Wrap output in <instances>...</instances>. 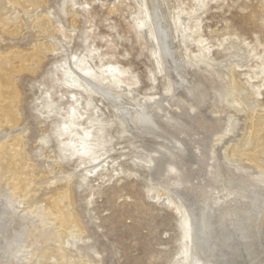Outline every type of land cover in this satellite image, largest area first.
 Wrapping results in <instances>:
<instances>
[{"label":"rangeland","instance_id":"obj_1","mask_svg":"<svg viewBox=\"0 0 264 264\" xmlns=\"http://www.w3.org/2000/svg\"><path fill=\"white\" fill-rule=\"evenodd\" d=\"M5 1L0 264H264V0H161L169 61L149 0Z\"/></svg>","mask_w":264,"mask_h":264},{"label":"bare ground","instance_id":"obj_2","mask_svg":"<svg viewBox=\"0 0 264 264\" xmlns=\"http://www.w3.org/2000/svg\"><path fill=\"white\" fill-rule=\"evenodd\" d=\"M5 1V0H4ZM4 1L3 0H0V7L1 8H3V6H4ZM17 1H19V2H21V3H23V4H25V5H30V4H33V3H37L39 0H17ZM163 1V0H162ZM165 1V0H164ZM168 1V0H167ZM6 2V1H5ZM14 2V1H13ZM41 2V1H40ZM149 2H150V5H152V16H153V19H154V38H156L158 41H159V43H160V45L158 44V46H160V48L162 47V52H163V54L165 53V55L169 58H167L168 59V61L171 59V60H174V57H176V56H174V52L173 51H175V50H173V46L172 45H170V43H171V35H170V30H171V25L170 24H165V22L166 21H164L163 19L165 18V16H164V12H162V10H161V0H149ZM169 2V1H168ZM17 3V2H16ZM20 4V3H19ZM163 7V6H162ZM163 9V8H162ZM166 9V8H165ZM6 10V9H5ZM164 10V9H163ZM161 15H163L162 17H161ZM4 19H6L7 20V18L5 17ZM3 19V16H2V14L0 13V21H2V22H5V20ZM166 20V19H165ZM8 21V20H7ZM39 21H40V19H39ZM41 21H43V20H41ZM164 21V22H163ZM167 21H169V20H167ZM8 23V22H7ZM47 24H49V23H47ZM50 25V24H49ZM51 27V26H50ZM52 28V27H51ZM51 30V29H50ZM12 31V30H11ZM172 31V30H171ZM13 32H14V30H13ZM52 32V31H51ZM69 36V35H68ZM70 36H71V34H70ZM69 36V37H70ZM173 37V36H172ZM172 44H174V43H172ZM46 45V44H45ZM47 47V46H46ZM174 48H175V46H174ZM160 51H161V49H160ZM15 53V52H14ZM28 54V53H27ZM162 54V55H163ZM17 55V54H16ZM36 55V54H35ZM164 55V57H166ZM37 57V56H36ZM28 58V57H27ZM32 58H33V56H32ZM41 58V57H40ZM3 59V58H2ZM35 59V58H34ZM165 59V58H164ZM178 59V58H177ZM15 60V59H14ZM26 60V59H25ZM175 60H176V58H175ZM22 61V60H21ZM38 61V60H37ZM167 61V60H166ZM12 62V61H11ZM10 62V63H11ZM25 62V61H24ZM32 62V61H31ZM178 63H180V65H181V62H179V61H177ZM23 63V62H22ZM21 63V64H22ZM174 63V62H173ZM172 63V64H173ZM174 64H176V63H174ZM184 64V63H183ZM9 63H7V62H1L0 63V82H1V91H2V93L4 94V95H6L7 97H10V91H8V86H9V81L10 80H8V73H6V72H8L7 71V69L9 70ZM25 65H27V64H25ZM39 65V64H38ZM170 66L171 67H173V65H171L170 64ZM179 66V65H178ZM182 67H183V65H181ZM177 67V66H176ZM181 67V68H182ZM15 68V67H14ZM26 68V67H25ZM35 68H37V67H35ZM12 70H14V69H12ZM15 71H17V70H15ZM173 71V70H172ZM18 72V71H17ZM12 76V75H11ZM10 76V77H11ZM11 79V78H10ZM233 79V78H232ZM12 80V79H11ZM176 80V79H175ZM178 78H177V83H178ZM237 81V80H236ZM180 82V81H179ZM11 83H13L12 81H11ZM235 83V82H234ZM233 83V84H234ZM181 84V83H180ZM15 85V84H14ZM174 86H176L175 84H174ZM183 86V85H182ZM239 86V85H238ZM92 87H93V89H94V91H96V92H103L104 90L106 91L107 89H106V86L105 85H103V84H93L92 85ZM177 87H179V86H177ZM173 88H175V87H173ZM180 89V88H179ZM239 91H244V86L243 87H241L240 86V89H239ZM18 92V91H17ZM1 93V92H0ZM241 93V92H240ZM110 94V93H109ZM114 94V93H113ZM248 94V93H247ZM12 96V95H11ZM20 96V95H19ZM111 95H109L108 97H110ZM16 97V96H15ZM113 97H114V95H113ZM112 97V98H113ZM231 97V96H230ZM245 101H247L248 103H249V105H252V104H254L255 103V101L254 100H252V99H254V98H252V99H250L249 97H248V95H246L245 94ZM0 98H2V97H0ZM5 98V97H4ZM14 98V97H13ZM118 98V97H117ZM17 99V98H16ZM4 100V99H3ZM114 100H116V99H114ZM118 100V99H117ZM117 100L115 101V102H117ZM2 101V100H1ZM9 102V101H8ZM7 102V103H8ZM121 102V101H120ZM1 103V102H0ZM5 103H6V101H5ZM17 103H18V101H17ZM17 103H15V106L17 105ZM247 103V104H248ZM4 104V103H3ZM117 104V103H116ZM2 105V104H1ZM10 105H11V103H10ZM118 105V104H117ZM125 105V104H124ZM8 106V105H7ZM6 107V106H5ZM121 107V106H120ZM7 109L5 110V111H2V113L0 112V115L1 116H3L6 120H8V121H13L14 120V117H13V115H12V108L10 107V106H8V107H6ZM16 109V108H15ZM123 109H125V108H123ZM1 110V109H0ZM129 109H127V111H128ZM12 111V112H11ZM123 111V110H122ZM136 111L138 112L139 110L138 109H136ZM125 112V111H124ZM131 112V111H130ZM130 112H128L129 114H130ZM126 114V113H125ZM133 114V113H132ZM131 114V115H132ZM135 114V113H134ZM152 114V113H151ZM151 114H150V112L148 111V109H146V107H142V109H140V111L138 112V113H136V115H132V118L133 119H135V120H137V122H140V123H143L144 125H146V127L148 126V125H151V126H153L152 125V116H151ZM254 114H255V112H254ZM125 117V116H124ZM255 117H256V115H255ZM254 117V118H255ZM17 118V117H16ZM132 118L130 119V120H132ZM19 119V118H18ZM124 120H126V117H125V119ZM130 120H129V122H130ZM156 120V119H155ZM128 122V121H127ZM263 122H264V114L262 115H257V118H256V121H255V126L259 129L260 128V126L263 124ZM8 123H10V122H8ZM14 123V122H13ZM132 123H136V122H132ZM155 123V122H154ZM11 124V123H10ZM16 124H17V122H16ZM129 125H130V123H129ZM140 125V124H139ZM138 125V126H139ZM264 125V124H263ZM150 126V127H151ZM254 126V125H253ZM143 127V126H142ZM145 127V126H144ZM143 127V128H144ZM156 127V126H155ZM262 127V126H261ZM264 127V126H263ZM262 127V128H263ZM148 128H149V126H148ZM152 128V127H151ZM145 129V128H144ZM151 130H154V128L153 129H151ZM156 131V130H155ZM256 131H257V129H256ZM262 131V130H261ZM154 132V131H153ZM253 134V133H252ZM254 136V135H253ZM174 137V136H173ZM253 138V137H252ZM20 139V138H19ZM23 142V141H22ZM14 144V143H13ZM0 145H2V144H0ZM6 145H9V144H6ZM12 145V144H11ZM23 145V144H22ZM22 145H20V146H22ZM5 146V145H4ZM24 146V145H23ZM22 146V147H23ZM14 148V147H13ZM20 148V147H19ZM24 149V148H23ZM22 149V152L24 151ZM8 150L9 149H5V150H2V151H0V155H2L1 156V158H2V160L4 161V163H6V164H9L11 161H10V159L9 158H11V157H7V154H8ZM11 150H13V149H11ZM17 149H15V151H16ZM18 152V151H17ZM20 152V154L22 153L21 151H19ZM18 152V153H19ZM10 155V154H9ZM22 155V154H21ZM21 155H19L18 156V158L14 161L13 160V163H14V166L11 168V172L10 173H12L14 176H16V178H17V182L18 183H20V184H22V188H24V191H25V189L26 188H29V187H31V186H29L28 184H27V182L25 181V176H24V172H23V170L21 169L22 168V166H21V161H22V159H24V158H22L23 156H21ZM254 159L257 161V162H259V163H262L261 161H259L258 160V158L256 157V156H254ZM3 163V162H2ZM263 165H264V163H262ZM2 166V165H1ZM171 168L172 167H169V170H171ZM264 168V167H263ZM3 169V168H2ZM1 169V170H2ZM5 170H6V167H5ZM8 171H10V170H8ZM26 171V170H25ZM2 175V174H1ZM4 176V175H3ZM10 176V175H9ZM27 177V176H26ZM10 178V177H9ZM15 178V177H14ZM28 178V177H27ZM13 179V178H12ZM11 179V180H12ZM28 180V179H27ZM30 183V182H29ZM243 183V182H242ZM249 183V182H248ZM31 184V183H30ZM242 185V184H241ZM252 186H253V184H252ZM243 187V186H242ZM257 187V186H256ZM18 189V188H17ZM245 189V188H244ZM30 190V189H29ZM33 190V189H32ZM239 190V189H238ZM233 191H234V189H233ZM19 192H20V190H19ZM32 192V191H31ZM231 192H232V190H231ZM29 193V192H28ZM233 193V192H232ZM33 194V193H32ZM29 195H31V194H29ZM67 196H68V194H67ZM232 196H233V194H232ZM66 197V196H65ZM234 197V196H233ZM233 197H231V198H233ZM30 198H31V196H30ZM61 198V197H60ZM236 198V197H235ZM255 198V197H254ZM7 199H9V197L7 198ZM229 199V198H228ZM66 200H68V199H66ZM71 200V198L69 199V201ZM237 200V199H236ZM257 200V201H256ZM1 201V200H0ZM8 201V200H7ZM54 201V200H53ZM232 201V200H231ZM55 202V201H54ZM11 203V202H10ZM53 203V202H52ZM66 203H67V201H66ZM56 204V208H57V210H55L58 214H59V219L60 220H62L63 221V224L64 225H66V226H68V227H71L72 226V224H75L76 223V217H74L73 216V214L71 213V211H70V209H69V207H66V205L63 203V201H58V202H56L55 203ZM260 205H261V200L258 198H255V199H253V203H252V211H255L256 212V214H258V209L259 208H261L260 207ZM53 208V207H52ZM227 209V208H226ZM235 209V208H234ZM237 209V208H236ZM223 210V209H222ZM238 210V209H237ZM231 211V210H230ZM234 211V210H233ZM240 211V210H239ZM1 212V211H0ZM223 212V211H222ZM224 212H226V211H224ZM227 212H229V211H227ZM244 212V211H243ZM246 212V211H245ZM232 213H234V212H232ZM241 213V212H240ZM194 214V213H193ZM224 214V213H223ZM227 214V213H226ZM57 215V214H56ZM192 215V214H191ZM254 215V214H253ZM225 216V215H224ZM232 216V215H231ZM249 216V215H248ZM257 216V215H256ZM194 217H195V215H194ZM255 217V216H254ZM193 218V215L192 216H190V221H192L191 219ZM196 218V217H195ZM196 219H198V218H196ZM18 220V219H17ZM38 220V219H37ZM42 220V219H41ZM20 221V220H19ZM44 221V220H43ZM195 220H193V224H195V222H194ZM250 221V220H249ZM255 221V220H254ZM78 222V221H77ZM247 222V221H246ZM246 222H243V223H246ZM251 222V221H250ZM253 222V221H252ZM22 223V222H21ZM35 223V222H34ZM44 223H45V221H44ZM192 223V222H191ZM203 223V225L205 226V228L206 227H208L207 226V224H206V221H204V222H202ZM242 223V224H243ZM253 223H255V222H253ZM20 224V223H19ZM22 224H25V223H22ZM41 224V223H40ZM47 224V223H46ZM46 224H44V225H46ZM192 224V225H193ZM197 224V223H196ZM209 224V223H208ZM251 224V223H250ZM258 223H256V225H257ZM34 225V224H33ZM198 225V224H197ZM202 225V226H203ZM16 226V225H15ZM36 226V225H35ZM49 226V225H48ZM244 226V225H243ZM248 226V225H247ZM45 227V226H44ZM50 227V226H49ZM249 227H255V226H249ZM52 228V227H51ZM196 228H199V227H196ZM247 228V227H246ZM17 229H18V227H17ZM44 229V228H43ZM42 228H41V230H43ZM192 229V228H191ZM238 229V228H237ZM252 229V228H251ZM38 230H39V228H38ZM46 230V229H45ZM51 230V229H50ZM49 230V231H50ZM250 230V229H249ZM254 230V229H253ZM35 231H37V229L35 230ZM34 231V232H35ZM195 232H196V230H194ZM200 231V230H199ZM202 231H203V229H202ZM38 232V231H37ZM46 232V231H45ZM50 232H52V231H50ZM198 232V231H197ZM43 233V232H42ZM49 233V232H48ZM47 233V234H48ZM68 233V232H67ZM251 233H252V231H251ZM250 233V234H251ZM9 234V233H8ZM39 234V233H38ZM43 234H45V233H43ZM42 234V235H43ZM46 234V235H47ZM56 234V233H55ZM69 234V233H68ZM191 234H192V230H191ZM199 234V233H198ZM202 234V233H201ZM54 235V234H53ZM59 236H62V235H60V234H58ZM194 235V234H193ZM252 235H254V234H252ZM10 236V235H9ZM11 236H12V233H11ZM52 236V235H51ZM57 236V235H56ZM203 236V235H202ZM250 237H251V235H249ZM53 237V236H52ZM51 237V238H52ZM64 237V236H63ZM63 237H61V238H63ZM204 237V236H203ZM2 238H4V237H2ZM38 238V237H37ZM41 238H42V236H41ZM59 238V237H58ZM65 238V237H64ZM63 238V239H64ZM253 238V237H252ZM13 239V238H12ZM48 238L46 237L45 238V240H47ZM205 239V238H204ZM2 241H3V239H1ZM5 240V239H4ZM39 240V239H38ZM44 240V241H45ZM20 241V240H19ZM19 241H18V243H19ZM40 241V240H39ZM38 241V242H39ZM43 241V240H42ZM206 241V240H205ZM244 241V240H243ZM247 241V240H246ZM251 241H252V239H251ZM23 242V241H22ZM46 242H48V241H46ZM46 242H42L43 244H45ZM195 242V241H194ZM198 242V241H197ZM1 243V242H0ZM9 243H10V240H9ZM193 243V242H192ZM2 244V243H1ZM38 244H40V243H37L36 245L38 246ZM41 245V244H40ZM47 245V244H46ZM45 245V246H46ZM190 245V244H189ZM6 246H7V244H6ZM5 246V247H6ZM12 246V245H11ZM21 247V246H20ZM42 247H44V246H42ZM41 247V248H42ZM15 248V247H14ZM18 248V247H17ZM29 248V247H28ZM49 248V247H48ZM194 248V247H193ZM12 249H13V247H12ZM16 249V248H15ZM21 249V248H20ZM31 249V248H30ZM45 249V248H44ZM250 249V248H249ZM4 250H5V248H4ZM18 250H19V248H18ZM190 246H189V248H188V251H189V254H190ZM254 250V249H253ZM37 251H39V250H37ZM36 251V252H37ZM43 251V250H42ZM50 251V250H49ZM249 251V250H248ZM264 251V250H263ZM18 252V251H17ZM51 252V251H50ZM30 253V252H29ZM39 254V253H38ZM188 254V259H189V262L191 263V261H192V256H191V254L189 255ZM249 255V258L250 259H252V257H253V252H251V251H249V253H248ZM262 254H264V253H262ZM48 255V256H47ZM49 255H50V253H47L46 251L45 252H43L42 253V257H43V260H45L44 258H47L48 259V257H49ZM40 255H39V257H41ZM258 256V255H257ZM263 257H264V255H262ZM15 257V256H14ZM38 257V256H37ZM36 257V258H37ZM41 257V258H42ZM42 260V259H41ZM38 263V262H37ZM42 263V262H41ZM254 263V262H253ZM256 263H257V261H256ZM255 264V263H254Z\"/></svg>","mask_w":264,"mask_h":264}]
</instances>
